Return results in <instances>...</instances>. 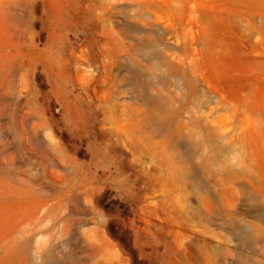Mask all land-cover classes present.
<instances>
[{
  "label": "rangeland",
  "instance_id": "rangeland-1",
  "mask_svg": "<svg viewBox=\"0 0 264 264\" xmlns=\"http://www.w3.org/2000/svg\"><path fill=\"white\" fill-rule=\"evenodd\" d=\"M0 264H264V0H0Z\"/></svg>",
  "mask_w": 264,
  "mask_h": 264
}]
</instances>
